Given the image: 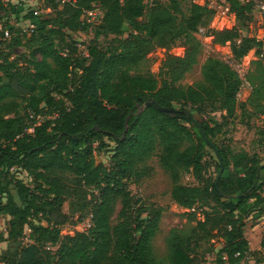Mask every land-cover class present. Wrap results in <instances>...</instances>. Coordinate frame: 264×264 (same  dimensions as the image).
I'll use <instances>...</instances> for the list:
<instances>
[{
	"label": "trees",
	"instance_id": "trees-1",
	"mask_svg": "<svg viewBox=\"0 0 264 264\" xmlns=\"http://www.w3.org/2000/svg\"><path fill=\"white\" fill-rule=\"evenodd\" d=\"M229 1L234 18H248L250 4ZM96 7L102 23L82 56L71 34L88 31L83 16ZM8 9L10 2L0 0V215L10 217L0 240L19 243V249L6 252L0 264H201L198 248L215 236L224 241L219 262L240 264L250 252L247 218H264V164L260 155L234 152L216 140L237 115L243 80L231 64L210 55L199 80L187 86L180 81L198 63L204 28L213 44L230 42L237 60L255 50L258 58L246 75L248 101L264 114V39L240 36L236 25L212 29L216 11L195 0L188 14L179 0L152 6L144 0H76L54 16L27 11L23 18L34 27L26 30L3 22L1 11ZM16 9L21 13L22 4ZM104 31L127 35L103 47L96 41ZM177 40L182 55L172 52ZM16 48L29 52L21 65L10 59ZM158 48L165 52L155 74L147 64ZM223 110L221 120L211 116ZM106 138L115 142L110 165L97 159L109 147ZM158 147L160 164L173 179L190 173L197 180L174 184L172 199L188 209L211 205L195 225L169 230L162 257L153 245L161 210H147L130 188L146 175L144 163ZM207 156L216 160L214 176H206L212 165ZM14 168L27 172L33 187ZM71 187L97 194L89 200V227L62 235L65 224L84 219L73 221L62 209ZM27 228L29 242L21 245Z\"/></svg>",
	"mask_w": 264,
	"mask_h": 264
},
{
	"label": "rangeland",
	"instance_id": "rangeland-1",
	"mask_svg": "<svg viewBox=\"0 0 264 264\" xmlns=\"http://www.w3.org/2000/svg\"><path fill=\"white\" fill-rule=\"evenodd\" d=\"M167 0H162L166 2ZM194 0H179L180 5L185 13H189V8ZM10 9L8 12L1 11L3 14V22L9 21L14 26L26 30L31 27V23L23 18V15L31 10H37L39 14L44 16H54L59 8L62 7V3L58 8L51 6V4L45 2V0H9ZM199 4H207L214 8L216 15L211 23V28L221 30L230 26H237L240 36L248 34L250 36H256L259 39H264V16L257 9L252 6L251 12L248 13V18L243 20H237L233 14L230 13V1L229 0H195ZM22 4L21 13H15V8ZM12 5V7H11ZM149 6V5H148ZM16 9V10H17ZM149 8H147L148 10ZM95 18L92 22H89L85 13L83 18L89 24V29L86 32H74L71 34L72 38L78 41L79 55L84 56L87 54V47L95 40V30L102 23L103 13L96 7L94 10ZM206 31V30H205ZM199 33V32H198ZM127 34H119L104 31L102 35L97 39L99 46H108L111 43H116L120 37H125ZM199 36V35H198ZM203 42L202 51L198 57V63L188 72H186L180 83L184 86L191 85L201 78V65L204 60L210 55H216L219 58L225 60L240 74L245 73V77L249 71L254 68V61L257 60L258 56L255 50H251L242 59L237 60L233 57L231 51L230 42L225 45L213 44L212 37L207 35L206 32L199 36ZM180 40H177L172 48V52L177 55L184 54V49L181 47ZM4 47V45H1ZM8 51V48H4ZM165 49L158 48L157 51L150 55V61L147 65L151 72L158 73L161 59L164 55ZM13 55L10 59H20V65L23 64V58L25 55H29V52H25L23 48H16L12 52ZM145 67V66H144ZM252 87L249 84L241 86L240 92L238 93V107L237 115L231 120L229 125L226 127V131L223 136H220L216 141L218 144L223 143L228 146L234 152L246 151L249 154H258L262 158L264 164V114L258 112V108L255 104L248 101L251 95ZM256 103H263L262 99H257ZM225 111H216L211 113V116L221 120V114ZM196 118L199 120L203 118L200 113H195ZM50 116V115H48ZM32 117V116H31ZM42 118H46L44 115ZM43 121V119H40ZM109 144L108 148L102 149L97 152V159L102 160L107 165L111 164V156L115 142L107 139ZM212 155H216L213 151ZM160 147L152 154L150 158L144 163L146 175L140 179V181L131 183L130 188L134 192L139 202L145 204L147 210L160 209L162 218L160 221L159 231L154 237L153 245L155 252L158 256L162 257L166 253V236L169 230L173 227H185L187 225H195L197 221L203 220V210H211V205H202L197 203L194 208L188 209L179 206L171 197V189L174 184H195L197 180L190 173H180L177 179H173L168 171H166L160 164L159 161ZM207 161H211V166L206 173V176L215 175V159L212 160L209 156L206 157ZM14 174L21 178L25 183L33 187L32 178L27 172L14 168ZM97 191L91 189L79 190L71 187L66 193V201L62 207L63 211L66 212L73 221H76L80 215L84 216V219L77 221L76 223H67L62 228V235H74L76 231H84L90 225V219L88 213L90 212L89 200L95 197ZM84 203L87 206H84ZM119 204L117 208H119ZM264 210V209H263ZM147 212L144 213V216ZM10 217L7 215H0V238L7 236V229L9 227ZM246 236L253 242L250 245V252L245 256L240 264H264V247L261 243L264 238V218L251 215L246 220L245 226ZM26 236L23 237L21 245L28 243L29 229L25 230ZM5 238V237H3ZM248 240V239H247ZM249 242V240H248ZM223 239L215 236L209 242H202L201 247L198 248V252H204L205 261L201 264H228L220 263L218 258V252L223 246ZM212 247L209 252H206L208 248ZM56 247L52 248L55 250ZM252 248V249H251ZM19 249V243H12L10 241L0 240V257L6 252H15Z\"/></svg>",
	"mask_w": 264,
	"mask_h": 264
},
{
	"label": "built area",
	"instance_id": "built-area-1",
	"mask_svg": "<svg viewBox=\"0 0 264 264\" xmlns=\"http://www.w3.org/2000/svg\"><path fill=\"white\" fill-rule=\"evenodd\" d=\"M5 2H8L9 0H3ZM60 3H72L74 4L76 2V0H56ZM157 0H144V3L146 5H149V6H152L154 5V3L156 2ZM240 2L244 3V4H250L251 6H253L254 8H257L264 16V0H239ZM94 10V9H93ZM86 16H87V20L89 22H92V20L95 18V14L96 12L95 11H92V10H89L86 12ZM35 14H39V12L37 10H35ZM34 27L33 24H31V27L32 28ZM205 32V29L204 28H200L199 29V33L198 35L200 36L201 34H203ZM4 37L5 38H9L10 37V30L9 29H5L4 31ZM240 77L242 78L243 80V84L242 85H245V84H248V81L246 80V77H245V73L243 74H240ZM33 129L30 128L29 131H32ZM224 259L226 258V256L223 257Z\"/></svg>",
	"mask_w": 264,
	"mask_h": 264
},
{
	"label": "water",
	"instance_id": "water-1",
	"mask_svg": "<svg viewBox=\"0 0 264 264\" xmlns=\"http://www.w3.org/2000/svg\"><path fill=\"white\" fill-rule=\"evenodd\" d=\"M153 103H154L153 101L146 102V103H145V106H148V105L153 104ZM222 170H223V169H222ZM222 170H221V172H222Z\"/></svg>",
	"mask_w": 264,
	"mask_h": 264
},
{
	"label": "crops",
	"instance_id": "crops-1",
	"mask_svg": "<svg viewBox=\"0 0 264 264\" xmlns=\"http://www.w3.org/2000/svg\"><path fill=\"white\" fill-rule=\"evenodd\" d=\"M245 237L249 240V243L250 244H252L253 242L251 241V239L250 238H248L247 236H246V231H245ZM252 249V248H251Z\"/></svg>",
	"mask_w": 264,
	"mask_h": 264
}]
</instances>
